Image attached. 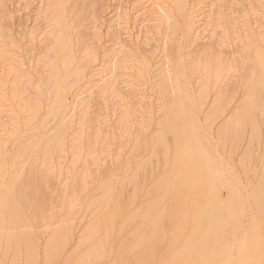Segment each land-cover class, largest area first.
Wrapping results in <instances>:
<instances>
[{
    "label": "bare ground",
    "instance_id": "bare-ground-1",
    "mask_svg": "<svg viewBox=\"0 0 264 264\" xmlns=\"http://www.w3.org/2000/svg\"><path fill=\"white\" fill-rule=\"evenodd\" d=\"M223 1L193 0L189 5L188 0H140L131 7L128 1L120 0L114 5L109 22L106 24L105 20H100L95 39L102 50L100 59L89 49L78 52L76 38L72 36L76 27L64 15L65 0L46 3L50 34L55 33L45 58L48 69L46 86L52 106L61 109L62 119L47 136L44 147L38 140L29 141L21 145L15 156L28 162L27 183L32 186L36 180L50 184L51 178L61 177L59 164L56 166L55 163L61 162L65 140L74 122L80 128L74 136L71 134L73 131L70 133L74 151L70 165L75 169L83 153L80 145L83 134L80 133L85 127V115L92 108V96L103 103L113 100L125 107L128 97L123 93L135 87L128 83V79L133 75L137 81H147L151 74L152 66L145 59H131L132 56L137 57L133 52L138 50L148 33L147 23L153 21L156 30L166 21H171V24L169 27L167 24V44L162 52L165 63L157 69L154 83L163 94L159 98L155 132L147 139V144L140 142L142 137L135 139L136 148L141 149L139 143L143 150L149 145L147 156L136 158L134 168L127 176L115 178L113 173H105L96 188L100 192L98 196H90L87 191V172L74 175L70 193L61 197L57 210L48 212L41 206L35 213L36 218L32 217L33 214L28 217L31 209L29 198L22 188V181L12 175V164L8 165L5 159L2 139L12 136L7 133V128H18V114L26 112L42 117L43 93L38 81L34 84L35 97L23 103L20 97L16 99L15 106L11 105L19 92H16L17 88L28 80L24 82L23 78L31 76L33 83V77L38 76L36 66L40 62L28 58L27 54L33 55L35 46L42 44L43 32L37 33L35 25L19 35L20 41L17 42L20 43L15 42L19 44L17 49L11 43V50L15 48L26 57L27 64L24 58H19L23 55H16L17 60H22H18L22 62L19 64L13 56L15 52L10 50L11 54L5 46L6 41L2 40L4 32L0 27L1 116H8L15 107L12 116L6 119L4 115L1 118L5 122L0 120L4 123L0 127V264H55L62 259L65 247L73 239V228L80 214L89 217L84 241L77 244L76 251L61 264H264V165L249 198H245L237 177L227 167L228 161L218 155V148L226 146L227 140L233 145L238 144L243 135L241 123L248 122L250 133L257 139L264 130V49L258 45L263 39L256 37L254 42L248 39L246 53H242L244 61L249 62L247 79L244 78L247 91L230 110L226 109L231 107L234 95L227 91H218L206 112L203 107L207 104L209 90L226 71L232 69L234 62L210 57V52L193 60L182 58L180 54L194 42L204 39L209 29L226 32L229 20H232V25H240L238 18L242 12L238 6L230 13L235 17L225 14H222L225 17H216V8L220 7L218 3ZM95 3L93 1L91 6L95 7ZM258 4L264 6V1ZM27 8L25 1L24 6L16 9L18 18L22 12L26 14ZM252 8L250 10L254 11ZM1 9L0 2V12ZM253 14V21L247 16L244 21L255 29L259 26L258 19L255 21L256 10ZM175 18H181V24L174 22ZM179 25L182 36L178 42L176 31H180L177 30ZM238 26L239 30L241 25ZM242 27L241 31H244ZM231 29L236 34L240 32L234 27ZM248 29L240 34L245 36ZM240 34L235 36L236 39ZM25 43L27 45L24 46ZM8 45L11 47L10 43ZM33 62L37 63L36 66ZM8 101L14 103L10 105ZM4 103L9 104L12 110L8 107L9 110L2 111L6 108ZM107 104L104 109L109 111ZM110 112L103 121L107 126L115 117L116 109L112 107ZM255 112L259 113L260 121H257ZM122 114L126 117V110ZM220 119L222 121L215 128L216 121ZM113 124H117L118 131H121L120 123ZM92 143L87 147V155L91 159L95 148ZM240 158L242 160L243 157ZM38 164L40 168L35 169ZM251 208L259 217L250 215L254 212L253 209L249 212ZM46 234L47 239L40 247L39 235ZM128 253H133L134 262L126 259Z\"/></svg>",
    "mask_w": 264,
    "mask_h": 264
},
{
    "label": "rangeland",
    "instance_id": "rangeland-1",
    "mask_svg": "<svg viewBox=\"0 0 264 264\" xmlns=\"http://www.w3.org/2000/svg\"><path fill=\"white\" fill-rule=\"evenodd\" d=\"M25 1L28 3L27 12H22V16L18 18L17 14H15L16 9L19 8V6H24ZM51 0H0L2 4V9L0 12V27L1 30H3L4 33L2 35L6 38H2V40L6 41L5 46L10 51L12 48V44L17 41H20V36L23 35L24 30H29L30 28L37 26V33H42L43 35L41 39L44 38L42 44L36 45V51H33V55L27 54L28 58H32L35 62L40 63H34V65L38 68H36V72L38 73V76L35 75L33 77V83L31 80V76H26V78H23L24 82L26 79L27 82L23 84L21 83V86H19L16 90V92L19 90V94L15 98L16 101L22 99V103L26 102L28 99H31L33 96L35 97V83L40 84V91H42V101H43V114L42 117L39 118L38 116L30 115L28 113L22 112V114H18V128L16 130H12L11 127L7 128V133L11 136L7 140L2 139L4 141V153H5V159L8 163V165L11 163L13 170L12 174L13 176H17L22 181V188L26 191L27 196L29 198V205L31 206V209L29 210L28 217L33 214L32 217H35L36 211L39 212V209L41 206H44L48 212H55L57 210V203L61 199V197H65L70 193V190L72 188V184L74 181V178L76 174L79 175V173L87 172L88 178H87V188L88 193L90 196H98L100 194L98 188V183L101 182L103 176L105 173H113L115 178H120L129 175L130 172H132V169L134 168L135 161L141 157H145L148 154V147L146 148L141 146L142 151H140V147L135 145V139L136 137H142V140H140L141 143L147 144V139L151 137V135L155 132V121L158 117V106H159V98L162 93L158 91V89L154 86V83L156 82V71L158 68H160L165 63V57L163 49L164 46L167 44L166 34L168 27L171 24V21H166V23L158 28L157 30L153 28V21L147 23V29H146V35L144 39H142V43L139 46L138 50L133 52L135 56L131 59L134 61L136 59H145L151 67V74L149 75V78L147 81L138 80L133 78V75L131 76L132 79H128V83H131L135 85V87L132 90H128L127 92L123 93L128 97L127 102L128 104L125 107H121V105L118 103L105 101L107 104L106 108L109 109V111H106L104 109L105 103L101 102V100L96 97L95 95L92 96L91 100V106L89 114L85 115L84 122H86L83 126V131L80 134H83L82 141L80 143L81 145V156L79 158V162L76 164L75 169H71L70 161L73 159V148H72V140L74 136L75 131L79 133V127L74 122L71 126V129L68 131V137H66L65 144L63 147V154L61 162L58 166L61 170V177L57 178L53 177L50 179V184H45L44 182H40L36 180L34 185H29L27 183L28 179V162L24 159H16L15 156L19 152L20 147L22 144L38 140L42 142V147H44V144L47 141V136L56 128L58 127V124L60 123L62 119L61 115V109H55L52 106L51 103V95L50 91L48 92V86L47 85V78H48V72L46 67L45 58H47V51L49 50L51 46L52 37L55 36L54 31L52 32V36L50 34L51 28L49 27L47 17H48V11L46 10V3ZM95 1V7L91 6V3ZM120 0H65L64 8H65V17L68 21H71L76 29L72 33L73 38H76L75 44L76 47L79 49L78 52L82 51L83 49H89L93 52H96V57L98 59L102 58V50L99 43H96L95 39H97V31L99 29L100 20H105V23L107 24L109 22V16L111 15V12L114 9V5ZM128 1L129 4L136 5L138 1L140 0H125ZM188 4L191 5L193 0H188ZM264 1V0H262ZM258 0H224L222 3H218L220 6L219 8H216V17L219 15L225 14L228 17H235V15H231V11H234L236 9V6L239 7L240 12H242L239 17V23L242 26H244L246 23L244 21L245 17L249 13V10L252 8L254 11L250 10L251 12H255L256 10V20L258 19L257 23L259 26H255V29L253 26L250 25V27L245 25V27L242 28H249L248 32L240 34V32H245V29L241 31L240 25L237 24L232 25V20L228 21V26L226 32L221 29H215L210 30L208 34L204 35V39L198 40L191 44V46L187 49H183L181 51V57L182 58H188L190 60L195 59L196 57L200 55H204L206 53H211L210 57L213 58H220L221 60H225V62L234 63L231 64L232 69L228 70L221 76L219 81L215 83V85L209 90V94L207 95V104L203 107V111L206 112L210 104L212 103L214 97L216 96L218 91H227L228 93H233V102L231 107L229 106L226 110H230L232 107H235L238 101L240 102V98H243L244 94L247 91V85L245 79H247V68L249 67V62L244 61V56L246 51V45L249 43L248 39H252L250 41L254 42V38H262V43H258L259 47L263 50L264 49V6L257 3L262 2ZM24 2V3H23ZM23 4V5H22ZM261 7H260V6ZM223 6V7H222ZM259 6V7H258ZM251 7V8H250ZM227 9V10H226ZM239 10L237 13H240ZM249 13L247 17L249 19L251 18V21H253V13ZM258 13V14H257ZM260 14V16H259ZM225 15H222L225 17ZM242 15H245L244 17ZM35 18L37 21H35ZM35 21V24H34ZM181 18L174 19V22H178L181 24ZM70 22V23H71ZM241 22H244L241 24ZM252 23V22H251ZM10 24L13 25L10 27ZM168 24V27H167ZM234 29L238 30L236 27H240L238 32L240 34V37L236 39V34L234 31H232V27ZM167 27V29H166ZM247 27V28H246ZM252 27V28H251ZM27 28V29H26ZM181 25H179L176 31V38L181 40L182 36V30L180 29ZM230 28V29H229ZM251 28V29H250ZM259 28V29H258ZM166 29V30H164ZM20 30V31H18ZM251 30V31H250ZM256 30V31H254ZM165 31V32H163ZM250 31V32H249ZM105 32V30H104ZM236 32V31H235ZM237 32V33H238ZM253 32V33H251ZM21 34V35H20ZM236 34V35H235ZM246 34H248L246 36ZM20 35V36H19ZM242 35V36H241ZM236 36V37H235ZM8 42V43H7ZM23 42V41H22ZM21 42V43H22ZM10 46L9 47V44ZM12 43V44H11ZM20 43V42H17ZM17 43L14 45L16 46ZM27 45V43L24 44V46ZM24 46L22 48H24ZM102 46V45H101ZM15 48H13L11 51H14V58L15 56H21L19 58L26 59L24 54H20L19 51H17ZM26 49V48H25ZM23 49V50H25ZM134 49V48H133ZM175 50V48H174ZM10 51V52H11ZM13 52H11L12 54ZM243 53V54H242ZM174 54H178V52H174ZM16 56V57H17ZM17 60V58H15ZM229 59V60H228ZM20 60V59H18ZM18 60L16 62H18ZM39 60V61H38ZM235 60V61H234ZM22 61V60H20ZM19 64L22 62H18ZM25 64H27L25 60ZM27 65H25L26 67ZM235 66V67H233ZM26 69V68H25ZM19 70V68H18ZM22 71V70H21ZM24 71V70H23ZM22 71V72H23ZM26 74V73H24ZM132 74V73H131ZM134 74V73H133ZM33 75V76H34ZM224 76V77H223ZM245 78V79H244ZM133 80V81H132ZM31 81V83H30ZM218 84V85H217ZM220 84V85H219ZM34 85V87H33ZM122 87V86H121ZM246 87V88H245ZM10 90L7 88V91ZM123 90V89H121ZM125 90V89H124ZM123 90V91H124ZM22 92V93H21ZM264 91H262V96L264 97ZM125 95H123L125 97ZM9 98V97H6ZM18 98V99H17ZM17 99V100H16ZM11 105L14 102L8 101ZM7 102V103H8ZM16 102L11 105V107L16 105ZM4 103V106L6 108H3V110H9L8 107L9 104ZM21 103V101H20ZM6 104V105H5ZM113 104V106L111 105ZM109 106V107H108ZM10 109L12 110V108ZM116 109V115L115 117L111 118L109 126H107V123H103L104 120H106V117L111 114V109ZM8 108V109H7ZM15 108V107H14ZM14 108L13 112L11 114H14ZM132 108V109H131ZM126 110V117L124 114H122ZM9 113V115H11ZM12 114V115H13ZM258 112H255V116L257 121H260L258 117ZM0 114V120L3 121L1 117H5L8 119L7 114H3L1 116ZM11 115V116H12ZM128 115V116H127ZM21 116V117H20ZM87 116V117H86ZM10 117V116H9ZM20 118V119H19ZM89 119V120H88ZM100 123H99V121ZM222 119L216 121L215 128L220 124ZM5 122V119L4 121ZM3 122H0V127L4 125ZM8 122V120L6 121ZM83 122V123H84ZM114 122L120 123V126L122 127L121 131H118L117 124H113ZM113 124V126H110ZM243 125V135L240 141L237 145H233L230 140H227V144L224 147L218 148L219 156L222 159L223 163L230 168L233 172L235 177H237L241 194L245 198H249L251 189L254 187L258 180V175L263 169L264 165V130H261L260 138L257 139L254 134L250 133V126L248 122L241 123ZM7 125V124H5ZM246 126V127H245ZM15 129V128H14ZM73 131V132H72ZM13 132V133H12ZM72 132V133H71ZM120 132V133H118ZM70 133L72 136H70ZM1 134V132H0ZM249 135V136H248ZM253 137V138H252ZM145 138V139H144ZM248 138V139H247ZM170 139V137H169ZM1 141V140H0ZM93 142V143H92ZM94 144V155H92L93 159H91L87 155V147L90 144ZM230 143V144H228ZM250 143V144H249ZM253 143V144H252ZM232 146V147H231ZM249 146V147H248ZM247 147V151H246ZM224 148V150H222ZM229 149V150H228ZM235 149V150H233ZM237 149V150H236ZM137 150V151H136ZM231 151V153H230ZM236 151V152H235ZM246 151V152H245ZM140 152V153H139ZM229 152V154L227 153ZM244 154L242 155L241 153ZM250 152V153H249ZM235 153V154H234ZM222 154V156H221ZM233 154V158H232ZM250 154V157H249ZM231 155V156H230ZM230 156V157H229ZM241 157L242 160H241ZM137 158V159H136ZM240 158V159H239ZM249 158V160H248ZM16 159V160H15ZM232 159V160H231ZM243 159H245L243 161ZM239 160V161H238ZM241 160V161H240ZM234 161V162H233ZM243 161V162H242ZM27 162V163H26ZM134 162V163H133ZM245 162V163H244ZM232 163V164H231ZM244 163V165H242ZM129 164V165H128ZM128 165V166H127ZM240 168H239V167ZM247 166V167H246ZM83 167V168H82ZM243 167V168H242ZM246 167L247 169L245 170ZM40 164L36 166L35 169H39ZM74 168V167H73ZM241 169V170H240ZM244 169V170H243ZM243 172V173H242ZM36 175V174H35ZM77 176V175H76ZM8 175L6 176L7 179ZM36 178V176H35ZM118 179H115L117 181ZM85 209V208H83ZM249 209V207H247ZM251 211L249 212H252ZM254 212L250 215H254L253 217L258 216L256 214L255 209H253ZM32 212V213H30ZM255 217V218H257ZM261 221V220H260ZM89 223V217H82V214H80L79 219L73 228V239L70 241V243L65 247L64 253L62 254V259H58L55 264H61L65 258L70 255L71 253L76 251V246L79 243H82L84 234L86 233V225ZM47 239L46 235H39L38 243L40 247H42ZM126 259L129 262H134L135 256L133 253H128L126 256Z\"/></svg>",
    "mask_w": 264,
    "mask_h": 264
}]
</instances>
